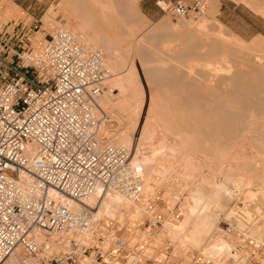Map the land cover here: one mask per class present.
<instances>
[{"label": "built area", "instance_id": "obj_1", "mask_svg": "<svg viewBox=\"0 0 264 264\" xmlns=\"http://www.w3.org/2000/svg\"><path fill=\"white\" fill-rule=\"evenodd\" d=\"M155 5L171 18L206 9L205 0ZM35 28L0 30V264H264V236L235 229L234 217L215 229L237 239L230 255L181 238L180 199L145 191L130 149L100 133L111 74L102 53L65 28L34 44ZM110 192L136 206L137 218L95 216L91 198Z\"/></svg>", "mask_w": 264, "mask_h": 264}, {"label": "bare ground", "instance_id": "obj_2", "mask_svg": "<svg viewBox=\"0 0 264 264\" xmlns=\"http://www.w3.org/2000/svg\"><path fill=\"white\" fill-rule=\"evenodd\" d=\"M69 1L74 6L81 4L83 6L82 10L86 14L84 17L79 16L81 18H79L80 21L74 22L73 25L70 24L66 27L68 24L66 22L65 27L57 25L58 27L56 26L57 28L55 29L65 28L72 34L81 37L82 43L87 48L99 51L101 49L106 54L103 55V58L110 72L128 65L124 74L118 75L119 73H117L115 74V76L118 75L117 77H114L113 73L110 74L105 81L106 86L99 100L101 107L106 113H115L114 117L118 116L117 118H121L126 126L125 130H122L120 134L114 135L113 140L109 138L108 142L131 149L134 136L135 147L131 155V163L141 170V174L144 177L145 191L152 192L156 190V187L161 183V179L174 171L171 168L173 163H178L180 167L178 171L174 172H177V175H181L179 177L183 178L185 183H181V187H179L180 184L178 185V183L176 185L170 183L173 186L168 185L169 183H164L163 185L166 184L167 188L166 185L164 188L173 191L170 196H175L176 194L179 196L180 190H183V185L187 189V193H185L187 196L184 197H187L184 199L185 201L187 200V203L183 204L185 205V210L183 209V214L182 212L180 213L181 217L179 216L180 218L178 217L179 219L177 218L175 223L176 230L182 231L181 238L192 246H205V250L208 252L230 255L226 254L227 250L232 244L237 243V239L234 237L225 239L222 230L215 229L216 223L221 222L218 221L221 217L226 220L234 217L235 229L245 231L244 228H246L251 237L256 238L255 236H257L256 239H261L264 236V222L262 215L256 214V212L259 209H264L262 207L264 205V185L262 184V181L264 182V43L254 41L248 44L242 38L232 34L229 29L213 17L216 13L214 4H212L211 11L206 15H201L197 21H179L178 24L176 22L177 25L159 21L156 25H153V28L143 31L138 36L140 38L138 42L142 38H151L163 31H167L168 34L172 33V35L173 33L176 35L181 32L178 35L179 37L177 35L176 37L183 42L178 41L174 45L177 46L180 42L179 45L183 47H181L182 50L179 48V52L177 50L172 53L173 59L171 58V61L173 60L172 63L175 62V64L171 65L168 75L166 72H158V66L156 67L153 62L155 58H152V53L148 50L141 52L140 59H138V56L136 58L146 74L147 82L145 84L150 83L155 87L159 86L160 79L163 78L162 75V78H160V73H163L166 74L165 76H170L171 74L170 79H173V84L176 83L175 85L178 84V87L181 85L184 88L183 93L180 92L182 93V96L181 94L180 96L186 106L192 107V109L189 110V108L184 107V112L181 114H177L179 111L173 110L175 113L172 115V110H168L167 107L170 103L166 105L165 95L152 87L146 93L144 85L142 86V82L137 78L139 77L137 73L140 74L141 72L139 73L138 69L136 70L135 68L136 66H133L134 62L128 61L129 50L127 51V48H122L119 44L114 47L108 45L107 42L106 44L105 41L109 39V36L106 35L107 32L105 34V27H99L93 18L94 13L97 14V11L100 13L106 11L105 15L108 16V21H111L109 18H115V15L119 14L120 18L131 24V18L136 13L138 0H127L126 2H123V0ZM249 1L246 3H251L250 6L252 7V2L255 0ZM258 1L260 4L262 3L257 0L255 2L256 5L255 3L253 4L257 6L255 8L259 7L260 11H258L264 15V6H262L264 2L261 6H258ZM87 4L95 5L93 7H96L97 11L92 12L85 9ZM215 5H217V2ZM120 7L122 8L120 9ZM46 10L45 14L48 15L42 16L41 19L46 23V27H50L52 30L55 27L53 25L55 21L52 18L53 11L51 7ZM211 17L214 18V22H211ZM180 27L183 28V31L182 29L181 31L177 29ZM39 32L34 37L36 41H34V44L39 43L43 38ZM176 37L175 39L177 40ZM96 47H100V49ZM173 48L175 47L173 46ZM113 51L118 52L116 57H112L111 52ZM159 51L162 52L161 50ZM153 57L155 56L153 55ZM180 59H186V62L180 63ZM210 75H212V78ZM202 81L212 82L210 84H213L211 86L207 84V87H204L207 90L204 89L206 90V96H203V98L201 97V92L203 93L204 90L201 86L199 87ZM180 96L179 98L182 99ZM202 104L206 108H203ZM169 111L172 113L169 114ZM112 116L110 115L109 117ZM202 116L204 119H206L205 116H208L215 120L212 123H209V121L206 123V121H202L204 120L201 119L203 118ZM251 117H257V121L252 127L249 124ZM100 133L101 135H106L108 131L101 128ZM145 145L147 146L146 149L148 148L149 150L144 151ZM245 145L250 149L251 155L244 151L247 150L244 148ZM201 153L207 154V157ZM157 155L162 156L169 164L164 167V170L159 169L156 171L149 168L151 173L153 172L157 177L150 176L149 170L146 171V173H149L146 176L143 165ZM203 165H206L212 174L200 175L201 169H203L201 166ZM225 168H227V171ZM209 171L207 170L208 173L206 174H209ZM214 173L222 175L224 185L225 181L226 183L230 181L235 187H238L236 189L233 187L234 190H240L239 192L241 193L245 189L243 195H248L247 197L250 200L253 196L255 199L258 196L259 202H252V204L250 202V207L239 208V211L242 210L243 212L241 216L240 214L236 215V209L233 208L228 209L227 212H225L226 210L223 211L222 208L224 207H221L223 205L221 202L222 198L224 201L225 195L233 196L231 194L234 191H231L230 194V191L226 188L227 184L225 187L222 184L223 181L221 182V178H219L220 181H217L218 184H215ZM149 176L153 177L154 180L156 179L157 182H154V184L152 182L151 184ZM185 178H190L188 179L190 181ZM191 178L195 179L191 180ZM257 180H261V183H259L261 186L256 183ZM155 183L158 185L155 186ZM250 185L257 187L256 192H252L249 189ZM171 190L169 193H171ZM98 196L99 194L96 193L91 198L92 202L97 200L95 216L108 220L118 219L119 221L137 218L138 208L130 206L120 194L110 192L101 194L100 198H97ZM258 205L262 208H258Z\"/></svg>", "mask_w": 264, "mask_h": 264}, {"label": "rangeland", "instance_id": "obj_3", "mask_svg": "<svg viewBox=\"0 0 264 264\" xmlns=\"http://www.w3.org/2000/svg\"><path fill=\"white\" fill-rule=\"evenodd\" d=\"M122 1V0H121ZM127 0H123V2H126ZM155 1L156 0H154V3H155ZM206 1V9H205V13L203 14V15H206L207 13H209V11H211V9H212V7H213V5L212 4H214V6L215 7H219V0H205ZM213 1H215V2H213ZM247 1H249V0H246V1H244L243 2V0H228V1H226V3L228 4V5H230V6H237L236 7V9H234V11H235V14H237V15H240V16H243L244 14H251L254 18H258L259 20H260V27H259V33L258 34H254V35H251V36H241V35H239V34H237L236 32H234L233 30H231L230 28H228L227 26H225L224 24V26L227 28V29H229L230 30V32L232 33V34H234V35H236V36H239L240 38H242L243 40H245V42L246 43H251V42H254V41H260V42H263L264 43V15L262 14V13H260L259 11V7L258 8H255V7H257V6H255L256 5V1L257 0H253L254 2H252V7L250 6L251 5V3H249V4H247L248 2ZM252 1V0H251ZM251 1H249V2H251ZM262 3L260 4L259 3V1H258V3H257V5L258 6H261L262 4H263V2H264V0H260ZM140 2H141V0H138V2H137V5H136V13L133 15V18H131L132 19V22H131V24L130 23H128L126 20H124L123 18H120L119 17V14H117V15H115V18H109V19H111V21H108V16L107 15H105L106 14V11H103V13H100L99 11H97V9H96V7L94 8L93 6H95V5H91V4H87L86 6H85V9H87V10H89V11H92V12H95V11H97V14H95L94 13V16H93V18H94V20H95V22L98 24V26L99 27H105V34H106V32H107V34L106 35H108L109 37V39H107V41H105V43L107 42L108 43V45H110L111 47H114L116 44H119L122 48H127V51H128V61L129 60H131L132 61V63H133V66H136L135 68H136V70L138 69V72L141 74H138L137 73V75L139 76V77H137L138 78V80H140L142 83V86L144 85V89H146L145 91H146V93L148 92V90H149V88H155L158 92H160L161 94H163V95H165L166 96V100L165 101H167L166 102V105H167V103H170V104H168L167 105V107H168V110H172V112H170L169 111V114H171L172 113V115L175 113L174 111L176 110V112L177 111H179V112H177V114L178 113H183L184 112V109L185 108H189V110H191L192 109V107H189V106H186V104L183 102L184 100H183V98L181 97L182 96V91H184L183 89V87H181V85H180V87H178V84L177 85H175L176 83H174L173 84V79H170L171 78V74H170V76H165L166 74H163L164 72H166L167 73V75L169 74V72H168V70L170 69V67H171V65H173V64H175V62H173L172 63V61H171V58L173 59V55H172V53H175V51H177V52H179L180 50H179V48L181 49V47H183L182 45H179L180 44V42H183V41H180L179 40V38H177L176 37V35L178 36V35H180V33L178 34H174L173 33V35H172V33H169L168 34V32L167 31H163V32H160V34H158L157 33V35H154L153 37H151V38H142L141 39V41H139L138 42V39H140L138 36L140 35V34H142V32L143 31H148L149 29H151V28H153V25H156V23L157 22H159V21H165V22H169V24H173V25H177L178 23H179V21H182V22H186V21H197L201 16H199V17H187V18H171V17H169V16H167V15H164L158 8H157V6H156V9L154 10V15L152 16V17H150V16H148L142 9H141V5H140ZM216 2H217V5H215L216 4ZM247 2V3H246ZM221 3H223L222 1H221ZM253 3H255V5L253 4ZM248 5V6H247ZM262 6H264V5H262ZM51 7V10L53 11V15H52V18H54L53 19V21H55L54 23L56 24H54L53 23V25L55 26L54 28H52V30L50 29V27H48L49 28V30H48V28L46 27V23H44L43 22V19H41L42 18V16H46V15H48V14H45V12H47V10L46 9H49ZM74 7V8H73ZM123 7V6H122ZM122 7H120V9L122 8ZM254 7V8H253ZM253 8V9H252ZM83 6L81 5V4H79V5H75L74 6V4L72 3V2H70L69 0H64V1H61V0H0V30H1V27L3 26H5V24L7 23V25L9 24V23H12L13 25L15 24V25H20V26H25V25H28V24H31V25H35L36 26V28H35V30L33 31V34H32V37H35V35H36V31H40L39 33H40V35H41V37H43L41 40L43 41L45 38V36L47 37L49 34H52L56 29L55 28H57L59 25H61V26H64V25H66L65 23L67 22L68 24L66 25V27H68L70 24L71 25H73V23L74 22H76V21H80V17H84V15L86 14V12L84 13L83 12ZM218 9V8H217ZM76 10V11H75ZM259 10V11H258ZM51 11V12H52ZM218 11V10H217ZM55 12V13H54ZM83 13V14H82ZM45 14V15H44ZM80 14V15H79ZM78 15V16H77ZM80 16V17H79ZM106 17V18H105ZM215 19H217V20H219L218 19V17H217V12L214 14V16H213ZM213 17H211L210 18V20H211V22H214V18ZM80 18V19H79ZM116 18H119V19H116ZM69 19V20H68ZM79 19V20H78ZM178 19V20H177ZM237 19H238V17H237ZM119 20H121V22H119ZM185 20V21H184ZM70 22V23H69ZM176 22H177V24H176ZM58 25V26H57ZM57 26V27H56ZM131 26V27H130ZM214 26V25H213ZM65 27V26H64ZM70 28V27H69ZM55 29V30H54ZM178 30H180L181 31V29H182V31H183V28H177ZM166 32V33H165ZM177 32V31H176ZM162 33V34H161ZM165 34V35H164ZM175 37L177 38V40L175 39ZM179 37V36H178ZM176 41H175V40ZM181 39V38H180ZM170 40H172L171 42H172V46L170 45ZM182 40V39H181ZM35 41V40H34ZM42 41H40V42H42ZM178 41H180L179 43H178V45L177 46H175L174 44H177V42ZM36 42V41H35ZM152 42V43H151ZM165 42V43H164ZM166 42H168V43H166ZM174 42V43H173ZM106 43V44H107ZM162 43H164V44H162ZM166 44V45H165ZM167 44H168V46H167ZM182 44V43H181ZM90 45H92V44H90ZM165 45V46H164ZM93 46V45H92ZM159 46V47H158ZM170 46H171V48H170ZM173 46L175 47V48H173ZM150 47H151V50H150ZM168 47V48H167ZM96 48H98V49H100V47H96ZM160 48V49H159ZM153 49H154V51H153ZM163 49V50H162ZM167 49H169V50H167ZM145 50H148L149 52H151L152 53V58H155V59H153V62H154V65L157 67V70H158V72H163L162 74L160 73V76L162 75L163 76V78H162V76L160 77V78H162V79H160V83H159V86H157V87H155L154 85H152V84H150V83H146L145 84V82H147L146 81V74H145V72L143 71V69L141 68L142 66L140 65V63L139 62H137V61H139L138 59H140V57H141V52H143V51H145ZM156 50V51H155ZM159 50H161L162 52H160ZM173 50H174V52H173ZM182 50V49H181ZM100 51L102 52V55H106L101 49H100ZM170 51H171V53H170ZM168 54H167V53ZM176 52V53H177ZM104 53V54H103ZM165 53V54H164ZM111 55H112V57H116L117 55H118V52H116V51H113V52H111ZM153 55L155 56V57H153ZM158 55V56H157ZM137 56H138V59H136L137 58ZM135 58V59H134ZM170 58V59H169ZM183 58V57H182ZM133 59V60H132ZM184 59V58H183ZM187 59V58H186ZM186 59L185 60H181L180 59V63H184V62H186ZM179 60V59H178ZM213 60H215V59H213ZM136 61V62H135ZM236 61V60H235ZM155 62H156V64H157V62H158V64L156 65L155 64ZM135 63H137L136 65H134ZM142 64V63H141ZM137 65H139V66H137ZM202 66V65H201ZM127 67H128V65H124V66H122L121 68H118L116 71H112L111 72V74L113 73L114 74V77H117L118 75H120V74H124L126 71H127ZM138 67V68H137ZM202 68H204V67H202ZM140 69V70H139ZM206 71V70H205ZM117 73H119L117 76H115V74H117ZM213 73V72H212ZM220 75V74H219ZM215 76H217V75H215ZM210 77L212 78V75H210ZM143 80H141V79ZM170 80H171V82H170ZM110 82V81H109ZM205 81H202V83H200V85H199V87L201 86L202 88H203V90L204 89H206L207 90V88H204L205 86L207 87V84H210V83H212V82H205ZM110 84V83H109ZM148 84H150V85H148ZM204 84V85H203ZM152 85V86H151ZM211 85H213V84H210V86ZM106 86V85H105ZM209 86V85H208ZM148 87V88H147ZM199 87H198V89H199ZM209 88V87H208ZM201 91H202V89H200ZM206 90H204L203 91V93L201 92V97L203 98V96H206ZM180 92H182V93H180ZM179 94V95H178ZM180 94H181V96H180ZM205 94V95H204ZM175 95V96H174ZM179 96L182 98V99H180L179 98ZM205 99H206V97H204ZM165 99V98H164ZM205 99H203L204 101H205ZM174 103V104H173ZM205 104V106L206 107H208V105H206V103H204ZM203 105V104H202ZM204 106V105H203ZM202 106V107H203ZM203 107V108H206V107ZM185 107V108H184ZM171 108H174V109H171ZM209 108V107H208ZM181 109V110H180ZM174 110V111H173ZM180 111H182V112H180ZM113 113V112H112ZM111 112L109 113H107V114H110L112 117H109V119H108V121L106 122V123H104V125H103V129H105V130H107L108 131V133H106V135H103V137L105 138V140L106 141H109V138L110 139H114V135H117V134H120L121 132H122V130H125V128H126V126H125V123L124 122H122V120H121V118H117L118 116H116V117H114L115 116V113H113L112 114ZM203 117V116H202ZM111 118V119H110ZM205 118L206 119H204V117L203 118H201V119H204V120H202L203 122L204 121H206V123H208V121H209V123H212V122H214V120L215 119H213V118H211V117H208V116H205ZM209 118V119H208ZM252 119H251V121H250V125H251V127L253 126V124L257 121L256 120V118L255 117H251ZM117 119V120H116ZM121 120V121H120ZM251 122H253V123H251ZM122 125V126H121ZM249 125V126H250ZM131 133H133V131H131ZM114 136V137H113ZM135 139H134V136H133V140H132V146L130 147L131 149H130V157H131V155L133 154L132 152L134 151V147H135V141H134ZM134 145V146H133ZM247 146H248V144H247ZM246 145H245V149H247V150H244V151H247L248 153V155L251 153L250 152V146H248L250 149H248V147H247ZM146 145H145V147H144V151H147V149H146ZM149 150V149H148ZM149 154V153H148ZM202 155H204V156H206L204 153H201ZM252 154V153H251ZM250 154V155H251ZM201 156V155H200ZM207 157V156H206ZM173 159H174V157H173ZM130 160H132L131 158H130ZM207 163V162H206ZM169 164V162L168 161H165L163 158H162V156H160V155H157V156H155L153 159H151L149 162H147V163H145L144 165H143V168L145 169V175L147 174H149V173H151V170L149 169V168H152V169H154V170H159V169H162V170H164V167L165 166H167ZM201 164V163H200ZM173 166L171 167L174 171H178L179 169H180V167H179V165H178V163H173L172 164ZM202 165V164H201ZM149 166H151V167H149ZM204 166V167H203ZM203 166H201V168H203V169H201L200 171H201V173H200V175H210V173H211V171H209V169H208V167L206 166V165H203ZM260 166V165H259ZM172 169H171V171H172ZM223 169H224V167H223ZM147 170H149L147 173H146V171ZM207 170L209 171V174H206V173H208L207 172ZM225 170L227 171V168H225ZM261 170V169H260ZM174 171H172V173L170 172V174H167V175H165L164 177H163V179H161V183H162V185H160L161 183H159V185L158 184H156L155 183V186H157L156 187V190H158L159 192H161V193H164L165 195H170V194H172V190L171 189H165L164 188V186L166 185V184H168V185H172L173 186V184L174 185H176L177 183H178V185L180 184V186L179 187H181V185L182 184H184L185 182H184V179L183 178H180L179 176H181V175H177L176 173L177 172H174ZM206 171V172H205ZM225 171V172H226ZM174 172V173H173ZM205 172V173H204ZM223 172H224V170H223ZM153 173V172H152ZM149 174L150 176H153V177H157L154 173V175L153 174ZM204 173V174H203ZM174 174H175V176H174ZM212 174V173H211ZM222 174V173H221ZM146 175V176H147ZM169 175V176H168ZM215 175V176H214ZM214 177H215V181L217 182V181H220V179L219 178H221V182L224 180L223 178H222V175H220V174H216V173H214ZM217 175V176H216ZM149 176V177H150ZM167 176V177H166ZM221 176V177H220ZM153 177H150L149 178V180H150V182H151V184H152V182H153V184H154V182H157L156 181V179L154 180L153 179ZM171 177V178H170ZM213 177V178H214ZM166 178V179H165ZM168 178V179H167ZM213 178H212V180H213ZM186 179V178H185ZM188 179H190V178H187L186 180H188ZM193 179H195V178H191V180H193ZM223 179V180H222ZM165 180H166V182H165ZM178 180V181H177ZM159 181V180H158ZM164 181V182H163ZM180 181V182H179ZM188 181H190V180H188ZM214 181V180H213ZM214 181V183L215 184H218V182L216 183ZM228 183H226V181H225V185L227 186H225L223 183H224V181L222 182V184L226 187V188H228V190L230 191V194H231V191L233 192V194H231V195H233V196H231V197H229L228 195H225L226 196V198L224 199V201H223V198H222V200H221V202L223 203V205L221 206V207H224V208H222L223 209V211H225V212H227V210L229 209L230 210V208H233V209H236V210H238V211H236L235 210V214L236 215H239L238 213L239 212H241L240 213V216L241 215H243V212H242V210L241 211H239V208L241 209L242 207L244 208H246V207H250L249 205H251L252 204V202L253 203H258L259 202V199H257L258 198V196H256L257 198V200L255 199V197L253 196V198L250 200L247 196L248 195H246L245 193V195H243V192L245 191V189H243V191L240 193L239 191H236V190H234V189H236V188H238V187H235V185L232 183V182H230V181H227ZM164 183H166L165 185H163ZM170 183H173V184H170ZM182 183V184H181ZM220 183V182H219ZM232 183V184H231ZM256 183H261V180L259 181V180H257L256 181ZM262 184L264 185V182L262 181ZM169 186V187H170ZM184 186V187H183ZM182 186V188H183V190L181 191L180 190V193H179V196H177V194L175 195L176 197H178L179 199H180V201H181V205H182V209H181V211H182V214H183V212H184V210H185V205H183V204H186L187 203V200L185 201L184 199H186V198H184L185 196H187V194H185V193H187V189H185V185H183ZM231 186H232V188H231ZM259 186H261L260 184H259ZM161 187V188H160ZM163 187V188H162ZM233 187H234V189H233ZM158 188V189H157ZM166 188H167V185H166ZM182 188H180V189H182ZM230 188V189H229ZM233 189V190H232ZM249 189L252 191V192H256V189H257V187L256 186H254V185H250V187H249ZM165 192H164V191ZM170 190H171V193H169L170 192ZM186 190V191H185ZM168 191V192H167ZM237 192V194H236V192ZM178 193V192H177ZM240 194V195H239ZM228 196V197H227ZM249 197H251V196H249ZM256 200V201H255ZM251 202V204H249ZM221 203V204H222ZM246 204V205H245ZM248 205V206H247ZM262 207H264V205L262 206ZM262 207H260V205H258V208H262ZM181 208V207H180ZM184 209V210H183ZM261 209H259V211H260ZM263 208H262V210L259 212H256V214H258L259 213V215L260 214H262L261 212H263ZM238 212V213H237ZM185 214V213H184ZM126 215V214H125ZM222 216H223V214H222ZM181 217V216H180ZM179 217V218H180ZM178 218V219H179ZM182 218H183V215H182ZM181 218V219H182Z\"/></svg>", "mask_w": 264, "mask_h": 264}, {"label": "crops", "instance_id": "obj_4", "mask_svg": "<svg viewBox=\"0 0 264 264\" xmlns=\"http://www.w3.org/2000/svg\"><path fill=\"white\" fill-rule=\"evenodd\" d=\"M219 1V7H216V12L220 23L241 36H251L260 32V20L258 18H254L251 14H244L243 16L237 15L234 11L237 6L228 5L226 3L228 0ZM140 5L141 9L148 16L152 17L154 15V10L156 9L154 0H141Z\"/></svg>", "mask_w": 264, "mask_h": 264}]
</instances>
